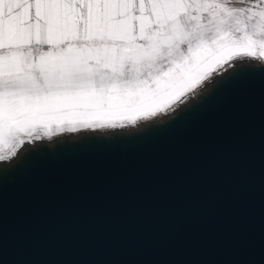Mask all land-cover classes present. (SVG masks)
<instances>
[{
	"label": "water",
	"instance_id": "obj_1",
	"mask_svg": "<svg viewBox=\"0 0 264 264\" xmlns=\"http://www.w3.org/2000/svg\"><path fill=\"white\" fill-rule=\"evenodd\" d=\"M196 106L7 151L0 264H264V64Z\"/></svg>",
	"mask_w": 264,
	"mask_h": 264
},
{
	"label": "snow or ice",
	"instance_id": "obj_2",
	"mask_svg": "<svg viewBox=\"0 0 264 264\" xmlns=\"http://www.w3.org/2000/svg\"><path fill=\"white\" fill-rule=\"evenodd\" d=\"M234 54L264 57V0H0V150L166 111Z\"/></svg>",
	"mask_w": 264,
	"mask_h": 264
},
{
	"label": "rangeland",
	"instance_id": "obj_3",
	"mask_svg": "<svg viewBox=\"0 0 264 264\" xmlns=\"http://www.w3.org/2000/svg\"><path fill=\"white\" fill-rule=\"evenodd\" d=\"M234 6H241L236 4ZM264 64V57H260L259 54L255 56H245V55H236L234 54L231 58L228 59L226 63L221 62L220 64L216 65L214 69L210 70L209 76L204 79L200 84H198L195 90L187 95V97L182 98L179 102L171 107H168L166 111H158L154 115H149L145 113H140L135 116H114L111 119V122L105 123L103 126H95V127H85L81 125H77L74 127V130L82 131V130H92L93 133L96 135H106L112 137H120V136H127L128 129H135L136 127L142 126L145 123H150L149 131H152L157 124L155 123L156 119L158 118H167L170 115H181L191 109H193L200 99L209 92L215 91L221 87L228 77H232L234 73L238 71H244L250 68H255ZM197 107V106H196ZM114 124V126H113ZM146 130V129H145ZM66 131L68 132L69 129L67 127L56 129V130H49L45 133L43 130L40 131L37 136H34L33 142L42 140L44 137H54L60 132ZM72 131V130H71ZM84 132V131H83ZM43 136V137H39ZM69 136H76V135H69ZM59 137V136H58ZM75 138V137H74ZM53 139H49L47 141H52ZM56 142V141H55ZM54 142V144H55ZM67 144L68 142H63ZM23 144V143H22ZM26 143H24L25 145ZM56 145V144H55ZM60 143L56 146H59ZM7 151V148L0 150V155H4ZM5 161V159H0V162Z\"/></svg>",
	"mask_w": 264,
	"mask_h": 264
}]
</instances>
